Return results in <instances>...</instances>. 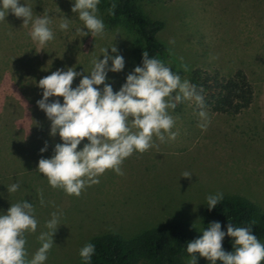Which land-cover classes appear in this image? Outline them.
<instances>
[{"label": "rangeland", "instance_id": "374dc122", "mask_svg": "<svg viewBox=\"0 0 264 264\" xmlns=\"http://www.w3.org/2000/svg\"><path fill=\"white\" fill-rule=\"evenodd\" d=\"M104 1L97 13L102 20ZM20 4L33 9L34 19L48 14L54 33V39L41 46L31 39V23L23 26V18L9 12L0 21V214L23 200L34 206L38 227L35 233H25L28 259L41 246L37 237L47 230L45 222L53 212L62 215L45 264H83L79 250L96 237L117 234L130 240L170 221L193 226L199 238L201 229L213 222L206 197L216 193L244 197L264 210V0H136L149 19L164 22L158 39L171 56L165 64L181 80L188 81L189 72L197 68L218 70L223 77L241 70L254 99L248 110L234 117L206 112L207 121L184 101L182 111L170 110L175 140L161 143L154 137L152 148L124 160L123 176L106 170L99 183L86 187L79 197L52 188L36 171L38 161L51 158L55 145L62 143L58 134L50 135L51 122L37 106L43 92L37 84L57 69L75 67L87 74L92 61L102 60V50L108 49L110 56L122 55L125 61L124 69L109 71L105 81L119 91L134 70L128 59L130 39L104 20L102 36L78 34L83 23L71 11L74 0ZM64 17L69 19L66 31L59 29ZM80 79L75 78L73 88ZM97 87L102 90L104 85ZM56 99L63 103L62 97L49 102ZM201 123H207L206 129ZM45 142L47 151L41 153ZM85 143L87 139L78 150ZM185 172L191 177H182ZM13 183L20 188L9 195L7 187ZM188 259L189 254L186 264Z\"/></svg>", "mask_w": 264, "mask_h": 264}, {"label": "clouds", "instance_id": "9594fccd", "mask_svg": "<svg viewBox=\"0 0 264 264\" xmlns=\"http://www.w3.org/2000/svg\"><path fill=\"white\" fill-rule=\"evenodd\" d=\"M0 21H5L11 12L17 18H23V26L31 23L29 33L31 39L43 46L54 39L49 27L51 18L48 14L34 17L33 9L20 0H0ZM100 0H74L71 11L77 14L83 28L76 32L83 37L102 36L105 25L97 15ZM116 5L108 9L114 15ZM59 29H69V19L64 17ZM85 29L87 31H85ZM113 53L117 48H111ZM103 59L95 58L87 74L77 72L75 67L67 70L57 69L50 75L41 78L37 87L42 89V99L37 106L51 122L50 135L57 134L62 143L54 147L51 158H41L36 171L47 178L54 189H61L69 196L79 197L81 192L99 183V177L106 170H112L123 176L121 165L133 153H145L154 146V137L161 143L175 140L177 132L172 131L175 120L170 110H175L184 101H195L201 111L202 120L207 121V113L203 111L204 98L196 87L174 73L161 59L149 57L147 51L142 52V66H136L127 75L126 82L119 91H113L110 84L105 83L107 73L120 72L125 67L122 55L110 56L108 49H103ZM111 60V67L108 63ZM82 76L78 86L73 88L76 77ZM99 85H104L101 90ZM62 97L49 102V98ZM206 129L207 123L199 124ZM87 139L82 150L78 146ZM47 142L40 149L47 151ZM191 173L185 172L182 177L189 178ZM20 188L19 183L7 187L10 195ZM223 200V193L206 197L209 211L216 208ZM40 203L44 201L41 198ZM34 206L27 200L10 204L5 214H0V264H45L48 253L54 245V235L60 226V215L53 212L45 222L46 231L37 237L40 247L28 259L25 233H35L38 221L34 215ZM202 236L187 243L189 254L187 264H197L198 253L210 261V264H262L264 262V243L252 234L249 227H236L232 223L227 232L221 230V224L213 221L207 229H201ZM232 239V251L223 249L225 236ZM95 253V245L86 243L79 256L84 264H90Z\"/></svg>", "mask_w": 264, "mask_h": 264}, {"label": "trees", "instance_id": "16d2710c", "mask_svg": "<svg viewBox=\"0 0 264 264\" xmlns=\"http://www.w3.org/2000/svg\"><path fill=\"white\" fill-rule=\"evenodd\" d=\"M113 4L116 5L114 15H110L108 9ZM100 9L105 24L124 31L130 39L128 59L134 63V68L142 66L143 51L163 62L171 60L167 46L158 39L164 22L149 19L137 6L136 0H105ZM188 81L203 96V111L208 113L234 117L248 110L254 99L253 88L241 70L230 77H223L218 70L197 68L189 72ZM190 103L191 111H201L194 100ZM181 105L177 106L176 112L182 111ZM206 209L213 221L221 224L225 233L228 224L232 223L236 227L251 228L257 239L264 240V210L249 199L236 195L223 196L216 208L209 211L206 205ZM195 239L197 234L193 226L176 221L167 222L130 240L108 234L90 241L95 245L90 264H139L141 261L149 264H186L187 243ZM222 245L225 251H232V239L227 235ZM201 263L210 264V261L201 257ZM217 264L221 262L217 261Z\"/></svg>", "mask_w": 264, "mask_h": 264}]
</instances>
